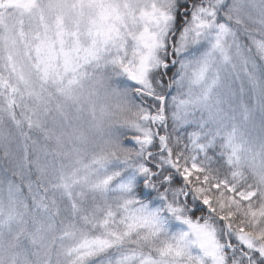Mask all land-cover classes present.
<instances>
[{"label":"rangeland","instance_id":"obj_1","mask_svg":"<svg viewBox=\"0 0 264 264\" xmlns=\"http://www.w3.org/2000/svg\"><path fill=\"white\" fill-rule=\"evenodd\" d=\"M177 1L0 0V264L225 263L220 250L233 246L221 242L219 225L178 216L170 202L169 217L133 203L150 169L142 159L164 158L138 150L152 145L149 126L162 114L145 106L142 88L131 100L122 81L163 107L169 86L157 97L150 73L176 67L178 39L189 53L182 79L192 85L180 83L171 97L214 138L213 151L203 145L179 177L208 174L227 154L233 170L215 185L264 205V5L231 0L225 11L226 0H214L212 20L198 6L174 26ZM217 15L259 25L251 36ZM168 48L171 62L161 59ZM137 230L141 246L130 241ZM238 232L244 245L259 244Z\"/></svg>","mask_w":264,"mask_h":264},{"label":"trees","instance_id":"obj_2","mask_svg":"<svg viewBox=\"0 0 264 264\" xmlns=\"http://www.w3.org/2000/svg\"><path fill=\"white\" fill-rule=\"evenodd\" d=\"M256 1L257 2L251 0V3L247 4L257 3L264 5V0ZM213 2L214 0H178L174 7V26H183L187 20H190V18L192 19L195 12H197L196 8L198 6L205 14L209 15V20H212L211 17L213 15L210 13L211 11L214 12L216 8V4ZM225 2L224 10L228 11L231 8L232 2L231 0H226ZM218 16L219 15H217L216 19L217 24L225 22L224 26H229V23L227 22L229 20V22L231 21L230 26L233 25V23H237V26L235 27L239 28L240 25V27L248 29L251 36L252 33H256L257 25H259L255 18H249V21L245 20L247 22L246 24L239 20L234 22L233 18L227 19V17H224L221 20ZM176 38H179V35ZM244 38L249 42L246 35H244ZM174 42V50H176V52H174V55H176V67H173L172 62L165 70L161 69L150 73L152 80L150 81L158 93L157 97L164 87L169 86V91L167 92L170 94L168 95V100L167 98L164 100L163 107H161V105L159 106L157 103H152L153 98H150L151 94L144 90L143 85V87H139L137 83H135L134 87L130 79H128L130 86L126 79H123L122 81L125 82V86L129 89L130 94H128V96L131 100L136 96L137 89L140 90L142 88V91H144L143 94H145L149 100L145 106L150 107L151 111H158L162 114V120L159 123L155 126H149V128L151 127L153 130L152 145L148 148H143L136 143V147L133 144L132 148L134 149L135 147L136 149L139 146L138 150L144 151V154L150 152V156L152 154H157L158 158L164 157L163 160L166 159L164 161H153V158H151L150 161L148 159H142L148 163L150 169L147 176L144 178L140 177L137 181L134 189L135 194L131 191L130 196L134 200L133 203L138 207L159 208L161 215L164 217L170 216L165 207L167 204H165L166 201L171 203L172 208L175 210V214L178 216L185 219L187 218V220L195 219L198 222L200 221L212 226L219 225L221 230V242L224 243V237H226L227 239H230V245L233 246L231 252L221 248L220 252L225 261L223 264H264V253L261 248L258 247V245L264 246V205L262 202L254 203L253 201H242L226 187L220 185H218V187L216 186L224 174L228 175L233 170L234 159L232 160L227 154L221 156L217 155L214 160L215 162L205 169V172L207 171L208 174L204 175H208V180L203 178L204 175L192 177L189 182L179 177V169L182 163H186L192 154L203 150V145L205 146V150L213 151L209 147V141L214 140V138L210 139L211 136L209 135L202 136L200 127L205 126V124L199 119L192 118L185 107L180 104V100L176 101L171 97V93H174L181 85L182 88L184 84H186V87L192 85L188 82H184L185 80L182 79L181 74V71L183 69L185 70L186 65L189 66L187 62V60H189L187 58L189 53H182L179 51L178 39ZM253 45L255 47V44ZM169 51L173 53V50L170 48H168V51L166 49H161L160 54L163 61L171 62L170 58L172 60V57L170 56ZM190 54L193 55V50L190 51ZM252 54L256 56V51L253 50ZM255 63L256 65L263 64L257 59H255ZM178 75H180V81L177 80ZM180 83L182 84L179 85ZM123 88L125 87L123 86ZM181 92H183V89ZM156 131L158 137L156 136ZM127 136L131 138V135L129 136V134ZM135 136L136 134H134V138H136ZM160 136H164L165 141L162 139L160 140ZM129 141L131 142L132 140ZM173 159L177 162L174 163L172 161ZM123 163L125 164L122 166H128L126 164L127 162ZM210 171L212 173H210ZM217 173H219L220 176H216ZM124 174H126V172H124ZM149 174H153V176L150 177ZM187 189L189 190V194L185 199H182V196ZM204 199L209 200L210 208L208 210L201 205V202ZM198 216L201 217L199 218ZM226 216H228V219L224 218ZM170 227L174 230L173 226ZM240 229L254 238L256 243L259 244L256 247H248L241 243L238 238V230ZM132 233H134V238L130 240L132 241V244L141 246L143 244V241L141 240L144 232L141 233V236L138 230L133 231Z\"/></svg>","mask_w":264,"mask_h":264}]
</instances>
